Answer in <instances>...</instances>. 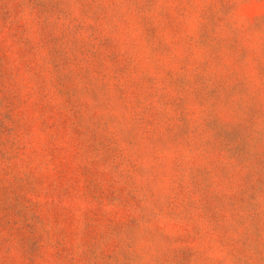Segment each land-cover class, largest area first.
<instances>
[{
  "label": "rangeland",
  "instance_id": "374dc122",
  "mask_svg": "<svg viewBox=\"0 0 264 264\" xmlns=\"http://www.w3.org/2000/svg\"><path fill=\"white\" fill-rule=\"evenodd\" d=\"M0 264H264V0H0Z\"/></svg>",
  "mask_w": 264,
  "mask_h": 264
}]
</instances>
